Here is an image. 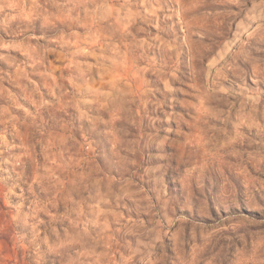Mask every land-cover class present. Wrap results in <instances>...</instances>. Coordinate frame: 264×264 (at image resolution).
Segmentation results:
<instances>
[{"label": "rangeland", "instance_id": "374dc122", "mask_svg": "<svg viewBox=\"0 0 264 264\" xmlns=\"http://www.w3.org/2000/svg\"><path fill=\"white\" fill-rule=\"evenodd\" d=\"M0 264H264V0H0Z\"/></svg>", "mask_w": 264, "mask_h": 264}]
</instances>
